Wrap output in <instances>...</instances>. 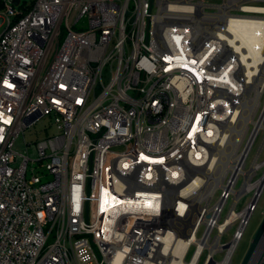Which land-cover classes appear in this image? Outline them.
<instances>
[{
    "label": "built area",
    "instance_id": "built-area-1",
    "mask_svg": "<svg viewBox=\"0 0 264 264\" xmlns=\"http://www.w3.org/2000/svg\"><path fill=\"white\" fill-rule=\"evenodd\" d=\"M260 6L264 0H33L24 12L5 0L0 264H231L259 198L241 211L235 200L223 217L232 192L218 187L216 199L217 189L195 202L183 192L203 188L204 166L240 110L249 76L251 84L263 78ZM46 117L56 132L36 143L37 157L25 155L20 137ZM233 206L245 214L219 233ZM207 222L210 241L220 234L223 247L196 256L194 242L179 256L188 224L202 237ZM245 264H264V233Z\"/></svg>",
    "mask_w": 264,
    "mask_h": 264
},
{
    "label": "bare ground",
    "instance_id": "bare-ground-1",
    "mask_svg": "<svg viewBox=\"0 0 264 264\" xmlns=\"http://www.w3.org/2000/svg\"><path fill=\"white\" fill-rule=\"evenodd\" d=\"M259 10H264V6H260ZM263 24L264 22H262V25ZM263 46L264 42L262 41L261 47L263 48ZM249 66L250 65L248 64L246 71L248 75H252L253 68H250ZM257 70H259V73L263 74L264 64L262 66L259 65V67H257ZM250 82H254V77L249 76L246 82V92L242 95V97L240 98V102H238L237 105L240 110H237L230 115L232 117V120H228L225 127L227 131H229L227 136H224L220 143L216 144V146L213 148L212 155L209 157V160L204 166L203 188L198 191L197 194L193 195L192 193L196 192V189L192 186H188L183 192V194L188 195L193 202L200 200L202 197H210L218 187L232 192L235 195L236 200L243 195L242 191L247 188L251 189V187H254L256 193L255 195H253V199L256 200L259 198L258 193L264 186V174L259 180L255 182L251 181L250 176L253 172V169L259 167L261 163L254 159L251 166L252 170L250 171L246 168V160L248 153L250 152L253 145L255 136L259 133L260 129H264V103L263 108L260 110V113L258 115L259 117H253L256 108L260 104V96L262 92H264V75L258 83L251 84ZM253 90L254 94H251ZM248 122H252L254 124L253 133L247 145L243 146L241 150H238V146L240 145L244 137L242 135L245 134V131L247 130ZM228 173H231V176L228 181H224V177ZM240 175H244V178L245 175H247V179L243 184V188L237 189L236 181ZM201 181L202 180L197 179L196 184L200 185L202 183ZM224 203V198L219 201L217 200L213 207H211V210L213 209L215 211L214 213H218L219 209L222 205H224ZM245 212L246 211H243L242 213L237 212V210L233 206L227 215V221L218 225L219 233L223 230L226 224H231L237 218L244 215ZM215 217L216 216H214V218ZM202 220H204V218ZM207 224L208 226L202 237H199L197 235V230H194V226H192V224H188V227L191 228V231L187 237L178 240L175 246V252H177L179 256H183L190 243L194 242L197 245L196 256H198L204 248H208L212 252L223 247V245L219 242L220 234L216 235L215 238L210 241L212 225L208 222Z\"/></svg>",
    "mask_w": 264,
    "mask_h": 264
},
{
    "label": "rangeland",
    "instance_id": "rangeland-1",
    "mask_svg": "<svg viewBox=\"0 0 264 264\" xmlns=\"http://www.w3.org/2000/svg\"><path fill=\"white\" fill-rule=\"evenodd\" d=\"M8 2H10L11 4H13L14 6H17L18 4L16 2H13L12 0H7ZM33 0H19V2H25L26 4H30ZM2 17H4V10H0V34L1 32L5 29L6 27V22H4L2 20ZM262 102L264 100V94L261 97ZM261 109V107H260ZM259 109V111H260ZM259 111H257L255 113V116L253 115L254 118H256L259 115ZM248 127L247 130L245 131L246 135L243 134L242 136H246L244 142L246 141V139L248 138L251 129L253 127V123L248 122L247 123ZM249 129V130H248ZM56 132V129L54 127V125L52 124L50 118L46 117L42 120H39L38 122H36L34 125L30 126L26 131L25 134L22 135L18 141L17 144V148L22 151L25 155H29L33 158L37 157V150H36V143L42 139H44L45 137L54 134ZM24 139L26 141V143H24ZM243 142V143H244ZM254 159H256L258 162H260V166L253 169V172L251 173V181L255 182L257 180H259L263 174H264V129H261V131L259 132V134L257 135V137L255 138V141L253 143V146L251 148V151L249 152L248 156H247V160H246V168L248 170H252V162L254 161ZM42 170V169H41ZM45 173L46 171L43 170ZM231 173H228L225 177H224V181H228V179L230 178ZM249 178V181H250ZM44 180H46L47 178H43ZM247 179V175H240L237 179V183H236V188L237 189H242L243 188V184ZM243 192V195L237 199L236 202V209L238 211L243 210L244 207H246L248 205V203H250V201L252 200V197L255 193V189L254 187L247 188L245 189ZM221 193V189L217 188V192L215 193L214 199H216L218 197V195ZM239 193V192H238ZM236 200V197L234 194H232L224 207V211H223V217L227 214L228 210L230 209L231 205L234 204V201ZM264 219V186H263V190L261 192V195L259 197L258 203H257V207L256 209L252 212L250 219L248 221L247 226L245 227V230L243 232V236L242 238L239 240L237 248L235 250V253L232 257V263L231 264H242L247 253L249 252L251 246H252V242L263 222ZM240 223V219L238 221H236L235 223H233V225L227 230V232L223 235L222 237V242L226 243L228 242L234 231L238 228ZM204 226H201L200 230H199V234H201L202 230H203ZM217 233L216 230H214L213 235H215ZM192 252H189L188 256H190ZM223 252L218 253L215 255L216 259H221L223 257Z\"/></svg>",
    "mask_w": 264,
    "mask_h": 264
},
{
    "label": "water",
    "instance_id": "water-1",
    "mask_svg": "<svg viewBox=\"0 0 264 264\" xmlns=\"http://www.w3.org/2000/svg\"><path fill=\"white\" fill-rule=\"evenodd\" d=\"M12 1L16 2V3L19 2V0H12ZM262 190H263V187H262ZM262 190L259 191L258 194H261ZM263 233H264V219H263V222H262V224H261V226H260V228H259V230H258L253 242H252V246H251L249 252L247 253V255H246V257H245V259L243 261V264L246 263V261L248 260V258L252 254L253 250L255 249L256 245L258 244L259 240L261 239Z\"/></svg>",
    "mask_w": 264,
    "mask_h": 264
},
{
    "label": "trees",
    "instance_id": "trees-1",
    "mask_svg": "<svg viewBox=\"0 0 264 264\" xmlns=\"http://www.w3.org/2000/svg\"><path fill=\"white\" fill-rule=\"evenodd\" d=\"M31 3L26 4L25 2H17L19 8L22 9L24 12L30 8ZM4 9H5V0H0V10H4Z\"/></svg>",
    "mask_w": 264,
    "mask_h": 264
}]
</instances>
